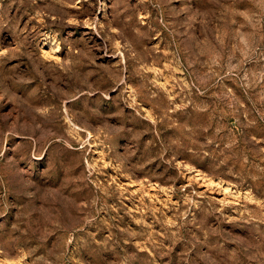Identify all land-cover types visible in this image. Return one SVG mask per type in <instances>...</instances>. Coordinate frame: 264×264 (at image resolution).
<instances>
[{"label":"rangeland","instance_id":"rangeland-1","mask_svg":"<svg viewBox=\"0 0 264 264\" xmlns=\"http://www.w3.org/2000/svg\"><path fill=\"white\" fill-rule=\"evenodd\" d=\"M0 264H264V0H0Z\"/></svg>","mask_w":264,"mask_h":264}]
</instances>
